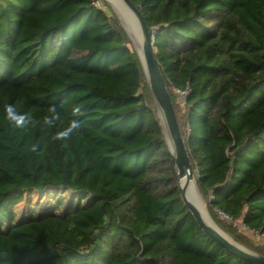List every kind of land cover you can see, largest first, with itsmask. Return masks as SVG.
Returning <instances> with one entry per match:
<instances>
[{
    "label": "trees",
    "instance_id": "16d2710c",
    "mask_svg": "<svg viewBox=\"0 0 264 264\" xmlns=\"http://www.w3.org/2000/svg\"><path fill=\"white\" fill-rule=\"evenodd\" d=\"M129 1L159 28L155 59L210 219L264 256V0ZM95 2L0 0V264H249L184 206L139 58ZM8 104L33 123L15 127ZM75 105L81 130L54 141ZM46 189L67 194L61 211L9 209Z\"/></svg>",
    "mask_w": 264,
    "mask_h": 264
},
{
    "label": "water",
    "instance_id": "95a60500",
    "mask_svg": "<svg viewBox=\"0 0 264 264\" xmlns=\"http://www.w3.org/2000/svg\"><path fill=\"white\" fill-rule=\"evenodd\" d=\"M122 2L133 13L140 32V54H138L137 51L136 54L139 58L142 71L147 81L148 89L160 118L168 152L177 174L180 198L184 206L191 213V216L196 222L198 228L207 236L211 237L214 242L220 245L228 253L249 264H264V256L255 254L254 252L232 240L213 221L212 225L207 224L203 219L199 208L189 200V197L187 196V189L190 181L193 180V171L175 116L173 105L164 82V77L155 59V48L153 46V41L154 34L159 28L153 29L152 32H150L139 9L135 7L129 0H122ZM111 10L121 24L120 18L118 17V12H116V10L112 7ZM121 26L124 29L122 24ZM125 33L128 36L126 31ZM129 40L131 41L130 38ZM181 177H184V183L182 185H180Z\"/></svg>",
    "mask_w": 264,
    "mask_h": 264
},
{
    "label": "clouds",
    "instance_id": "9594fccd",
    "mask_svg": "<svg viewBox=\"0 0 264 264\" xmlns=\"http://www.w3.org/2000/svg\"><path fill=\"white\" fill-rule=\"evenodd\" d=\"M49 113L51 115L45 116L43 118V124L48 127L52 128L56 125V122L60 120V114L57 112L56 106L52 105L48 109ZM5 113L7 119L14 124L17 128H25L29 124H32L33 122L28 118L26 114H19L17 112L16 106L13 104L5 105ZM82 108L79 105H75L72 108V116L73 119L70 120L67 127L63 128V130L57 131L55 135L52 136V139L54 141H65L71 139L72 135L74 133H78L81 130L82 127V121L79 119V117L82 115ZM31 150L33 152L37 151V146L33 145Z\"/></svg>",
    "mask_w": 264,
    "mask_h": 264
},
{
    "label": "rangeland",
    "instance_id": "374dc122",
    "mask_svg": "<svg viewBox=\"0 0 264 264\" xmlns=\"http://www.w3.org/2000/svg\"><path fill=\"white\" fill-rule=\"evenodd\" d=\"M95 5L99 6L100 8H103L106 12L107 11L112 12L111 7L106 2V0H96ZM113 15H114V13H113ZM131 45H132V42H131ZM132 47H133V45H132ZM133 49L135 50L134 47H133ZM135 52H136V50H135ZM177 99H178V103L179 104H181L183 102V100L181 98L179 99L177 97ZM58 197L66 198L67 194L64 193V191H61V190L60 191L56 190V191H53V192H49L48 189H46L43 192H34V191H32V192H23L21 194V197L17 198L15 201L12 202V204H11L9 209L15 211V213L18 214V215L19 214H26L29 211L30 212L33 211V214L37 215L39 213V211L42 210V209H40L38 207V205L43 203L46 206L50 205L49 206L50 208H48V209H58L59 211H61V207H57L56 208V200H57ZM249 235L250 236L252 235L251 237H252L253 240H257V238L255 237L254 233L249 232Z\"/></svg>",
    "mask_w": 264,
    "mask_h": 264
},
{
    "label": "bare ground",
    "instance_id": "6f19581e",
    "mask_svg": "<svg viewBox=\"0 0 264 264\" xmlns=\"http://www.w3.org/2000/svg\"><path fill=\"white\" fill-rule=\"evenodd\" d=\"M106 2L109 3L110 6L116 10V12H118V17L120 18L121 24L123 25L129 38L131 39L133 47L138 52V54H140L141 36L133 13L124 5L122 0H106ZM183 183L184 177H181L180 185ZM187 191L189 200L199 208V211L205 222L212 225L213 222L205 209L203 204L204 202H202L201 197L196 190L194 180L190 181Z\"/></svg>",
    "mask_w": 264,
    "mask_h": 264
},
{
    "label": "built area",
    "instance_id": "2783aa9c",
    "mask_svg": "<svg viewBox=\"0 0 264 264\" xmlns=\"http://www.w3.org/2000/svg\"><path fill=\"white\" fill-rule=\"evenodd\" d=\"M97 7H99V6H97ZM165 79V78H164ZM175 94H176V96L180 99H182V100H184L185 99V97H186V94H187V88H185V89H175Z\"/></svg>",
    "mask_w": 264,
    "mask_h": 264
}]
</instances>
